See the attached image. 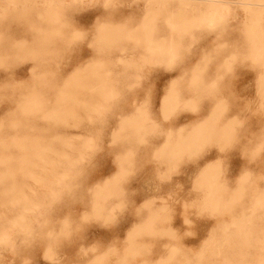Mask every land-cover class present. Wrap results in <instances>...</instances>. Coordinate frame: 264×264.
I'll return each mask as SVG.
<instances>
[{
  "label": "rangeland",
  "instance_id": "obj_1",
  "mask_svg": "<svg viewBox=\"0 0 264 264\" xmlns=\"http://www.w3.org/2000/svg\"><path fill=\"white\" fill-rule=\"evenodd\" d=\"M105 1L0 0V264H264L260 8Z\"/></svg>",
  "mask_w": 264,
  "mask_h": 264
},
{
  "label": "bare ground",
  "instance_id": "obj_2",
  "mask_svg": "<svg viewBox=\"0 0 264 264\" xmlns=\"http://www.w3.org/2000/svg\"><path fill=\"white\" fill-rule=\"evenodd\" d=\"M109 1L110 0L105 1V4L108 3ZM135 1H138V0H134V2ZM144 1L147 4L146 7H150L151 4L154 3V1H158L162 5H165L169 2H178L181 5L185 4V3L188 5V4H192L195 2L205 3L208 13L202 15L200 18V21L202 23L205 22V24L208 23L209 25H212V26H214L216 24V22L220 21L222 19V17L224 15H226V13L229 11V8H228L229 2L227 3V2H224L222 0H144ZM245 1H247L244 3L246 6H249L252 4L249 2L251 0H245ZM253 1H255L256 5L260 8V11L258 12V14H256L255 18L252 20V24L256 27V26H258L259 21L262 20L263 15H264V0H253ZM169 23H171V22H169ZM251 32H252L251 36H253L257 40L255 42H259L260 39L258 38V36H263V33H261V30L259 31V30L253 29ZM149 35L150 34H148L146 37V38H148L147 43L149 42L147 49H149V50H161L162 49L161 46L152 44V42L150 40L151 37L150 38L148 37ZM259 44H257V46L255 48V53L257 56L260 57L261 54L264 52V49L261 48V45H259Z\"/></svg>",
  "mask_w": 264,
  "mask_h": 264
},
{
  "label": "crops",
  "instance_id": "obj_3",
  "mask_svg": "<svg viewBox=\"0 0 264 264\" xmlns=\"http://www.w3.org/2000/svg\"><path fill=\"white\" fill-rule=\"evenodd\" d=\"M209 119H210V118H208V119L205 120V121L207 122ZM205 121H203V122H201V123H199V124L193 126V127L190 129L188 135L191 136L192 138L197 139V136H198V134H197L198 131H197V130H201V125H203V123H205ZM196 131H197V132H196ZM163 144H164V146H168V145H169L168 141H166V142L163 143ZM112 183H113L112 180H111V181H106V182H104V184L101 185L100 187H103V186H106V185H110V184H112ZM107 187H108V186H107ZM110 187H111V186H110Z\"/></svg>",
  "mask_w": 264,
  "mask_h": 264
}]
</instances>
